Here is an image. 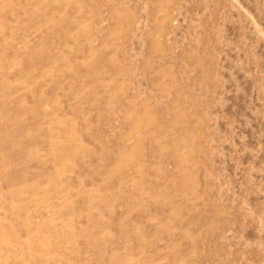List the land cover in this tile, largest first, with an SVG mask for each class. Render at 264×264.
Instances as JSON below:
<instances>
[{"label":"rangeland","instance_id":"1","mask_svg":"<svg viewBox=\"0 0 264 264\" xmlns=\"http://www.w3.org/2000/svg\"><path fill=\"white\" fill-rule=\"evenodd\" d=\"M0 264H264V0H0Z\"/></svg>","mask_w":264,"mask_h":264}]
</instances>
